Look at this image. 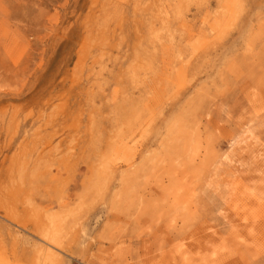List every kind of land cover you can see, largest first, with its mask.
I'll return each instance as SVG.
<instances>
[{"label": "rangeland", "instance_id": "1", "mask_svg": "<svg viewBox=\"0 0 264 264\" xmlns=\"http://www.w3.org/2000/svg\"><path fill=\"white\" fill-rule=\"evenodd\" d=\"M1 261L264 264V0H0Z\"/></svg>", "mask_w": 264, "mask_h": 264}, {"label": "bare ground", "instance_id": "2", "mask_svg": "<svg viewBox=\"0 0 264 264\" xmlns=\"http://www.w3.org/2000/svg\"><path fill=\"white\" fill-rule=\"evenodd\" d=\"M259 240V239H258ZM2 263H0V264H3V261H1Z\"/></svg>", "mask_w": 264, "mask_h": 264}]
</instances>
